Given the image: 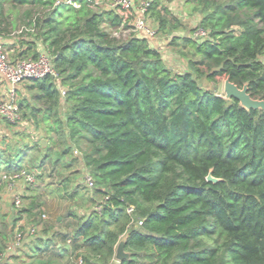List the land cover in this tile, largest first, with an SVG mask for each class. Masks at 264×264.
<instances>
[{
  "label": "trees",
  "instance_id": "trees-1",
  "mask_svg": "<svg viewBox=\"0 0 264 264\" xmlns=\"http://www.w3.org/2000/svg\"><path fill=\"white\" fill-rule=\"evenodd\" d=\"M191 2L205 14L198 27L210 34L202 41L181 37L199 58L190 59L189 70L174 72L148 39L114 36L121 17L88 0H0V37L9 38L21 23L35 28L31 39L19 40L14 57L48 52L67 89L63 115L52 78L31 81L29 90L38 91L34 102L18 103L23 119L37 129L46 126V136L27 146L44 156L29 166V150L14 152L9 144L0 150V179L26 170L45 182L53 176L45 165L54 145L61 148L56 162L70 158L66 169L78 161L74 146L86 145L82 160L94 180L90 201L102 206L83 215L71 210L72 224L46 222L26 240L29 260L19 264H69L67 257L74 264L80 258L82 264H112L123 239L131 259L120 264H264V111L248 110L205 84L230 77L264 100V0ZM150 14L167 38L183 25L162 0ZM209 174L219 181H208ZM69 175L57 188V182L45 187L64 198L82 197L78 185L69 193L77 174ZM28 201L22 213L30 222L44 220V202L36 195ZM139 219L143 225L135 226Z\"/></svg>",
  "mask_w": 264,
  "mask_h": 264
},
{
  "label": "rangeland",
  "instance_id": "rangeland-1",
  "mask_svg": "<svg viewBox=\"0 0 264 264\" xmlns=\"http://www.w3.org/2000/svg\"><path fill=\"white\" fill-rule=\"evenodd\" d=\"M112 0H101L100 3V7L98 8L99 10H108L110 4H111ZM163 5H165L171 12H173L181 21V23L183 25L180 26L179 29L175 30V32H172V34L169 37V41L166 42V40H163L165 38L164 35L158 34L156 41L157 42V46L158 50H161V52L164 55V61L165 64L167 66L172 67V69L174 70V72H184L190 69V64L189 61L190 59H198L199 56L198 55H194V51L193 48L191 46H188L184 43V41L182 40L181 37H183L184 35L190 36V34L195 30V28L200 24L201 19L203 18V16L205 15L203 13L202 10H198L199 5H197L196 3L191 2V0H162ZM6 8L8 10H11L13 12H15L13 10V7L10 3H6L5 4ZM29 8V6H23L20 7V13H23L24 11H26ZM64 11V9H63ZM155 24V23H154ZM27 27L26 24L24 25V23H21L20 25H18L13 32L11 33L10 37L8 39H18V40H27V39H31L33 36L31 34H29V32L23 31V28ZM155 27L157 28L156 24ZM127 36H129V32L126 31L124 33H121L118 38H126ZM176 39V40H175ZM7 41V40H5ZM153 45V44H152ZM8 48V46H7ZM10 48V47H9ZM8 48V49H9ZM10 50V49H9ZM13 54L11 52V56L13 57ZM204 69V68H203ZM217 82H212L209 83L207 81V79H205V84L209 85L210 88H215L216 90H218V92L221 95H225L224 93V83L226 80V76H217L216 77ZM32 84L31 81H26L24 82L22 85H20V91L17 95V100L18 102L22 99V98H26L27 100H30L31 102H34L32 100V95L34 93H37V90H29V86ZM62 108L61 110L63 111V115L66 112V107L65 104L61 105ZM23 112V110H21ZM23 114V113H22ZM5 124L6 127H8L11 131V137H10V145L12 147H14V152H16L20 146H22L24 149H27V151L29 150V153L26 154L27 156L25 157V161L26 164H28L29 166H32V160L35 161L36 164H38L39 160L41 157L44 156V152H42L41 150L37 151V150H31L29 148H27V146L31 143L32 140L39 139L38 137L40 135L46 136V131L45 125H42L40 129H37L36 126H34L32 124V122H29L28 120H26L25 118L23 119L22 117V122L21 123H17V124H12L9 123L7 121H2L1 124ZM38 136V137H37ZM47 140V145L49 144V140L47 138H42ZM23 144V145H22ZM50 144H52V141L50 142ZM54 145V144H52ZM43 146V147H46ZM55 149V151H52L51 155H50V159L47 160V163L45 165V171L47 176L53 175L51 178L46 179L45 182H41L39 180H36V183L33 185H28L26 182H24L25 185L29 186L30 189V194L36 195L39 199V201L44 202V205L48 204L53 206L54 202H57L59 200H61L62 204L66 205L69 207L70 211H76L77 213H79V215H83V214H88L89 211L95 207V205L97 203H92L90 201L91 197H95L94 194H92V188H90L87 184L86 181V177L89 174V170L87 168L84 167V161L82 160V156H83V150L86 149V145H82V146H74V151H73V155L74 157H77L78 161L75 163V165L71 166L70 168L66 169L64 168L65 164L70 162V158H64L61 163L56 162L57 159V152L61 150V148H59V146L54 145L53 146ZM75 150H77V153L75 152ZM25 156V155H24ZM81 158V159H80ZM69 160V161H68ZM4 168V166L1 167V170ZM34 173H37L36 170H34ZM71 175L73 173L77 174L76 177H71L72 178V184L68 185L70 192H73L75 186L78 185L79 188L82 189L83 192V196H76V198H64L61 197L60 194H53L50 193V189L52 188V186L50 187V185L48 187H45L46 184H49L51 182H57V185H54L53 188H57L56 186L59 185L60 180L62 177H69L70 174ZM21 180V179H20ZM19 180V181H20ZM6 184H9V182H6ZM14 188L16 186V184H18L17 181L12 182ZM20 191V189H18ZM18 191V192H19ZM91 191V192H90ZM1 192V190H0ZM16 192V193H18ZM21 193V192H20ZM22 194V207L20 209H16L17 213H16V218H22L19 219V221L17 222V226L15 228V230L10 234H9V230H4L2 232H4V234H6V232H8L10 238L8 240V244H2V250L0 251L3 252L6 250L7 246L10 244V242L12 241L15 232L17 231L18 228H21L23 226H31L30 224L35 223L38 233L40 234L42 232V229L44 228V226L46 225L47 217H46V213L43 214L44 220L41 219L39 217V219H37L36 222H30V219L26 216V214L22 213L21 210H23V208H25L26 206H28V197L23 196ZM14 199V197H13ZM97 202H101L102 198L98 197L96 198ZM50 203V204H49ZM98 205V204H97ZM45 208V207H44ZM77 208V209H76ZM56 210L61 211L60 208H56ZM69 211V212H70ZM44 212H46L44 210ZM55 219V218H54ZM67 221V220H65ZM51 222H55L51 221ZM61 222H64L61 221ZM35 237H32L30 239H33ZM29 239V241H30ZM27 242V241H25ZM25 243L21 246L20 249L25 247ZM63 249L66 250L69 248V245L67 243L63 244ZM31 253V252H30ZM27 260H29V257H23ZM112 264H116L115 262H113Z\"/></svg>",
  "mask_w": 264,
  "mask_h": 264
},
{
  "label": "built area",
  "instance_id": "built-area-1",
  "mask_svg": "<svg viewBox=\"0 0 264 264\" xmlns=\"http://www.w3.org/2000/svg\"><path fill=\"white\" fill-rule=\"evenodd\" d=\"M155 0H112L108 10H112L117 13L122 19V25L114 32V36L118 37L121 33L126 31L129 34L148 39L150 42L155 40L158 36L155 22L150 14V9ZM68 3H72V0H67ZM92 3L93 7L98 9L100 7L101 0H88ZM76 7L80 5L75 3ZM107 10V9H106ZM23 31L33 32L34 27H24ZM209 31L202 27H196L190 34L193 40L202 41L209 38ZM158 49V47H155ZM0 73L4 76L7 82L12 86L7 101L0 103V123L7 121L12 124L22 122V115L17 100L18 93L16 88L22 85L26 81L41 80L44 78H52L54 84L60 91L61 103L65 104L67 89L63 85V79L59 71L55 68L53 58L48 52L42 51L37 59L11 57V52L7 48V45L0 37ZM77 153V150H75ZM24 180L29 186L35 184L36 176L29 171L23 170L14 174H2V181L9 182L11 188H14L12 182ZM87 184L90 188L94 186L93 178L88 174L86 177ZM14 207L20 209L22 207V194L20 192L14 195ZM102 206L97 205L96 209L101 210ZM135 207L129 206L127 213L130 216H134ZM144 221L142 219L137 220L135 226H142ZM37 227L35 226H23L18 228L15 235L7 246L6 250L0 253V264H5L10 255L16 253L27 239L35 237L37 235ZM83 261L80 258L78 264H82Z\"/></svg>",
  "mask_w": 264,
  "mask_h": 264
},
{
  "label": "crops",
  "instance_id": "crops-1",
  "mask_svg": "<svg viewBox=\"0 0 264 264\" xmlns=\"http://www.w3.org/2000/svg\"><path fill=\"white\" fill-rule=\"evenodd\" d=\"M187 36V35H186ZM6 45L8 46V48L10 49L9 51L14 53L16 52L18 49H21V44L19 43L18 39H8V38H3ZM29 40V39H28ZM163 40H166V42L169 41V38L165 37ZM155 40L151 41V45L153 47L157 46V42H155ZM43 49V47H42ZM12 57V56H11ZM13 58L14 54H13ZM14 89L12 88V86L7 82V80L4 78V76L0 73V103L7 101L9 99V94L11 92V90ZM20 91V86H18L16 88V92L19 93ZM11 130L6 127L5 124H1L0 123V150H6L7 146L10 144V137H11ZM1 176V175H0ZM18 184H16L15 188H11L9 184H6V182L2 181V178L0 179V232L4 231V230H9V234L10 232L12 233V228H13V222L16 219V213L17 210L14 207V195L16 194V192L23 193V196L25 197H29L33 194H30V189L29 186L24 184V180H20L17 181ZM50 204V203H49ZM52 207L51 205H44V210L46 211L45 215L47 217V223H51V221L55 222H61L64 219L67 220V222L69 224L73 223V219L68 217V213L70 211L69 207L64 204H62L61 200L54 202ZM56 208H60L61 211H57ZM55 218V219H54ZM8 232H6V234L1 235L0 238V251L2 250V244H8V239L10 238ZM25 243V242H24ZM26 252H29V247H24L21 250L19 249L16 253L12 254L9 256V258L7 259V264H19L21 262L22 259H25L23 257H25ZM69 260L67 263L69 264H74V260H72L71 257H67L65 258V261ZM114 262L116 264H120L119 261H117L116 259L114 260Z\"/></svg>",
  "mask_w": 264,
  "mask_h": 264
},
{
  "label": "water",
  "instance_id": "water-1",
  "mask_svg": "<svg viewBox=\"0 0 264 264\" xmlns=\"http://www.w3.org/2000/svg\"><path fill=\"white\" fill-rule=\"evenodd\" d=\"M224 93L226 99H236L240 102V104L248 109H261L264 111V100L253 98L249 93L248 84L243 87L238 86L234 82L231 81L230 77H227L224 83ZM43 146L47 145V140H42ZM30 173V171H29ZM208 181L218 182L219 180L209 174L207 177ZM115 259L119 262H123L125 260L131 259V253L126 251L125 248V239L121 240L116 248Z\"/></svg>",
  "mask_w": 264,
  "mask_h": 264
}]
</instances>
